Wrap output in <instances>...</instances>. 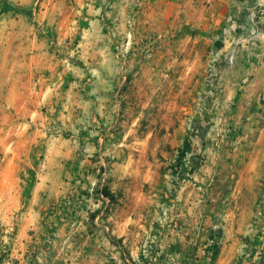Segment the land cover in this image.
I'll return each instance as SVG.
<instances>
[{
	"label": "rangeland",
	"instance_id": "1",
	"mask_svg": "<svg viewBox=\"0 0 264 264\" xmlns=\"http://www.w3.org/2000/svg\"><path fill=\"white\" fill-rule=\"evenodd\" d=\"M7 1L32 13L0 0V264L90 199L126 263L264 264V0L217 27L215 0Z\"/></svg>",
	"mask_w": 264,
	"mask_h": 264
},
{
	"label": "crops",
	"instance_id": "2",
	"mask_svg": "<svg viewBox=\"0 0 264 264\" xmlns=\"http://www.w3.org/2000/svg\"><path fill=\"white\" fill-rule=\"evenodd\" d=\"M211 7L213 12L210 15H207L205 11H200L198 15H195L198 24L207 23L211 27H217L233 19V16L229 13V3L226 0H215ZM205 30H207V27L203 29V31ZM59 191L75 195L78 193V187L66 186ZM94 201V199L78 201L79 203H77L81 210H76V205H74L73 210L78 215L70 219L61 216L60 212H55L48 216L47 222H50L55 227L58 224L57 237L50 251H42L37 255V264H51L56 260H59L61 264H131L124 261L125 258L116 250L117 246L115 244L110 246L112 249L110 254L100 251L103 243L111 244V242L102 236L103 229L99 221L91 220L87 217L86 210L95 205L96 202ZM36 209L34 205L29 208V212L23 217L25 219L23 226L38 221L41 215ZM41 209L43 210L44 208L41 206ZM41 209L39 210L41 211ZM71 235L72 237H79L81 241V244L76 246L75 249H71L72 245L70 244L66 245V241ZM66 250L68 251L66 252ZM22 254H24L23 250Z\"/></svg>",
	"mask_w": 264,
	"mask_h": 264
},
{
	"label": "trees",
	"instance_id": "3",
	"mask_svg": "<svg viewBox=\"0 0 264 264\" xmlns=\"http://www.w3.org/2000/svg\"><path fill=\"white\" fill-rule=\"evenodd\" d=\"M3 11H6V12H9V11L22 12V13L29 14V15H31V13H32L31 10L24 9V8H22L20 6L11 4L7 0H3ZM185 144H186L185 148L188 149V147L190 146L189 141H186ZM185 148H183L181 150V153L185 152L184 151ZM100 193L104 197H107V198H110V199H114L113 193L109 190V188L107 186H103L102 188H100ZM93 216H94V214H93ZM219 251H220V245L217 244L215 246L214 250H213L214 255L212 256V259H211L212 264L214 263L215 257L219 253Z\"/></svg>",
	"mask_w": 264,
	"mask_h": 264
},
{
	"label": "built area",
	"instance_id": "4",
	"mask_svg": "<svg viewBox=\"0 0 264 264\" xmlns=\"http://www.w3.org/2000/svg\"><path fill=\"white\" fill-rule=\"evenodd\" d=\"M259 12H262V13H264V9H263V8H261V9L259 10ZM49 238H50V237H49ZM52 242H53V241H52L51 239H49L47 243H48V244H51Z\"/></svg>",
	"mask_w": 264,
	"mask_h": 264
}]
</instances>
